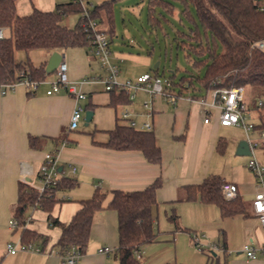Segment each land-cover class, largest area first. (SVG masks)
Instances as JSON below:
<instances>
[{
	"label": "crops",
	"instance_id": "1",
	"mask_svg": "<svg viewBox=\"0 0 264 264\" xmlns=\"http://www.w3.org/2000/svg\"><path fill=\"white\" fill-rule=\"evenodd\" d=\"M69 1L17 0L16 11L19 15H28L34 8L53 11L57 4ZM87 1H92L90 3L94 5L104 0ZM170 3L171 13L157 7L149 16L148 10V22L154 28L162 30L171 22L169 15H174L175 3L180 2L170 0ZM147 7H152L150 0ZM181 11L182 7L180 15L184 21L181 24L183 28L177 31L178 41L181 31L189 32V22ZM114 17L116 30V13ZM75 19L77 22L78 15H70L65 22L71 26V21L75 22ZM4 33L9 35V30L4 29ZM111 50L112 62L120 68V80L150 73L146 70L136 75L129 67L122 69L121 63L130 61L132 54L125 53L122 48L116 51L111 47ZM54 51L63 55L71 80L105 74L98 59L87 47L17 51L15 56L21 62L29 59L35 66H40L47 64ZM170 72L176 76L175 71ZM48 88L43 84L31 92L23 85H17L5 94L0 88V264H67L56 245L61 228L51 226L50 217L68 224L81 209L82 201L91 198L96 190L106 195L104 208L94 214L88 245L76 264H115L116 252L110 255L99 252L103 246L118 249V213L107 207L112 191H140L156 179L162 180L156 195L157 204L153 208L157 239L138 252L141 264H264V257L250 260L242 251L246 243L254 246L264 244L263 229L252 211V201L258 191L257 180L247 164L243 165L237 158L240 156L237 148L243 139L248 140L250 145L257 143L254 155L260 144L264 146L263 130L255 128L258 123L254 109L256 100L250 87L245 88L249 121L254 124L249 132L239 126L220 124L217 108L199 101H188L186 97L190 95L195 99H204L206 103L212 102V88L206 90L200 83L175 84V90H183L181 93L186 97L177 106L161 98L155 99L152 116L146 114L143 105L150 98L144 91H139L132 101L114 105L113 93L105 91L102 85H84L82 89L87 98L80 103L94 114L92 123L90 121L82 128L80 122L76 129L69 128L76 100L65 90L47 94ZM115 93L117 95L120 91ZM124 109L134 113L138 123L149 121L153 124L150 131L161 151L159 163L150 162L140 150L115 149L107 144L110 130L117 125H127L119 118ZM206 117L208 122H205ZM233 128H240L244 135L234 133ZM30 136L38 137L36 147L30 146ZM47 153L58 155L57 169L61 183L72 185L57 189L55 197L58 201L50 212L41 207L30 208L26 212V225L15 229L10 221L18 200L19 181L26 178L37 183V173ZM213 177L238 185L236 198L245 203V213L222 217L214 203L202 202L198 197L185 199L186 186L198 185ZM172 215L175 220L171 219ZM23 228L41 236L34 241L42 247L41 253L18 251L11 254L7 251V242L21 241ZM192 233L199 234L201 241L206 240L203 249L192 246ZM211 241L224 246V250L210 251L208 245Z\"/></svg>",
	"mask_w": 264,
	"mask_h": 264
},
{
	"label": "trees",
	"instance_id": "2",
	"mask_svg": "<svg viewBox=\"0 0 264 264\" xmlns=\"http://www.w3.org/2000/svg\"><path fill=\"white\" fill-rule=\"evenodd\" d=\"M16 1L0 0V27L9 30V35L0 40V84L14 83L24 76L37 81L48 76L46 65L35 66L29 59L21 62L16 59L17 51L74 47H87L91 51L92 31L88 28V19L82 15L83 8L79 3L69 1L57 4L53 11L34 8L28 15H19ZM117 1L104 0L94 4L89 11L91 19L106 32L109 39L116 33L114 7ZM178 1L182 6L181 13L189 22V32H180L177 46L186 51L188 58L194 56L192 65L195 68L204 69L201 75H183L175 81L173 73L168 78L174 86L185 82L192 85L200 83L206 90L215 87H250L256 100L254 109L258 123L255 128L264 131V51L252 47L254 42L264 40V10L259 8L264 6V0ZM150 4L149 16L154 14L157 7L172 12L170 0H150ZM70 15H78L74 26L65 22ZM110 92L113 93L114 105L130 101L125 92L120 91L117 95V91ZM259 102H262L261 105ZM109 135V146L115 149H137L150 162L161 161V151L151 131L138 130L127 124L117 125L109 131ZM37 140L38 137L30 136V146L36 147ZM222 183L218 177H213L205 179L201 184L186 186L185 199L198 197L202 202L214 203L219 207L222 217L245 213L246 205L241 198L228 201L222 197ZM71 185L59 181L40 194L33 186L19 181L18 200L12 213V218L17 222L15 229L26 225V212L30 208L41 207L50 212L58 201L55 197L57 189ZM161 185L162 180L156 179L140 191H112L107 207L118 213L119 244L115 264H141L138 252L143 246L156 241L153 208L157 204L156 195ZM105 198L104 193L96 190L91 198L82 201L81 209L68 224L50 217V225L61 228L56 245L62 256L72 246L78 247L81 254L84 253L90 238L93 216L104 208ZM175 218L171 216L172 220ZM39 238L41 236L36 232L22 229L21 242L34 243Z\"/></svg>",
	"mask_w": 264,
	"mask_h": 264
},
{
	"label": "built area",
	"instance_id": "3",
	"mask_svg": "<svg viewBox=\"0 0 264 264\" xmlns=\"http://www.w3.org/2000/svg\"><path fill=\"white\" fill-rule=\"evenodd\" d=\"M74 3H79L83 12L82 15L88 19V28L92 31L91 52L98 59L101 68L105 71L102 76L86 77L80 80H71L68 75V65L65 61H61L57 69L45 79L37 81L30 76H24L17 82L0 84V88L3 94L10 90H13L17 85H23L26 89L33 92L39 86L46 84L49 86L47 94L58 93L61 90H65L69 95L73 96L77 104L74 107L69 128L76 129L81 120L84 118L85 109L81 105L80 101L87 98V93L83 91L84 85L100 84L107 92L121 91L128 95L130 101H132L139 91H144L149 95V99L146 100L143 105L147 110L146 114L152 116L154 112L153 102L155 99H164L168 104L177 106L179 101L184 99V94L177 92L174 88L172 80L168 77H162L152 73H143L135 79L120 80L119 66L112 62V50L110 45L109 36L101 30L99 25L90 17L89 11L93 6L87 0H71ZM264 10V6L259 7ZM5 37L4 29L0 27V40ZM252 47L264 51V40H259L253 43ZM23 75V72H22ZM219 82V81H218ZM212 102L206 103L204 99H195L190 95L186 97L188 101L201 102L209 107L217 108L220 111L219 122L222 125L230 126L235 125L242 127L246 132H249L254 128V124L249 121L250 112L249 107L245 99V88L241 86L231 87H215L211 91ZM262 102H259L261 105ZM119 118L125 120L127 124L133 128L142 131H150L153 129V124L149 121L138 123L134 116V113L124 109L120 112ZM209 118H205V122H208ZM264 139V131H262ZM257 146L256 142H252L250 145L252 150V157L247 163V167L253 172L257 180L258 191L256 192L252 201V211L255 217L258 219L263 232H264V164L261 163L257 157L253 154V149ZM58 155L47 153L45 155L44 162L40 165L37 177L38 182H34L30 179L23 178V181L33 186L38 190L40 194L44 193L48 189L55 186L59 181V173L57 169ZM75 170V168H73ZM40 183V184H39ZM220 192L225 200L231 201L238 196V185L232 182H223L220 186ZM28 220H26L27 223ZM10 224L13 228L17 227V222L12 218ZM191 239L195 247L203 249L204 244L201 243L200 236L197 233L191 234ZM210 251L224 250V246L218 243H211L208 245ZM6 249L9 253L15 254L18 251L41 253L42 247L32 242L23 243L17 241H9L6 244ZM118 249L111 246H103L99 249V252L110 255L116 252ZM242 251L246 254L248 259H256L260 256L264 257V244L254 246L251 243H246L242 247ZM82 254L78 247L72 246L66 255L64 260L67 264H76L81 258ZM139 257V256H138Z\"/></svg>",
	"mask_w": 264,
	"mask_h": 264
},
{
	"label": "rangeland",
	"instance_id": "4",
	"mask_svg": "<svg viewBox=\"0 0 264 264\" xmlns=\"http://www.w3.org/2000/svg\"><path fill=\"white\" fill-rule=\"evenodd\" d=\"M175 4L177 8L174 15H169L171 22L164 25L163 29L160 30L148 22V0H118L115 3L117 33L112 38L110 37V45L113 50L119 51L122 48L125 53L129 54L128 52H130L132 54L130 61L127 62L126 60L125 63H121L122 69L129 67L136 75L147 70L152 74L158 73L162 77H170L172 73L170 71L173 70L176 72L175 81L183 75L197 76L203 73V67L197 69L192 65L191 60L195 59L194 56H189V60L186 51L177 46V31L183 26L181 24H183L184 18L180 15L182 6L179 3ZM158 11L161 12L160 9ZM75 22L74 20L71 21V26H74ZM81 127H86L84 119L81 120ZM232 131L234 133L239 132L241 136L244 135L240 128H233ZM255 155L264 164V146L262 144L255 150ZM251 157L252 155L237 156L243 165H246ZM208 238L211 239L210 236ZM205 241H201V243L204 244ZM13 242L16 243V241ZM209 243H216V241ZM192 246L195 247L193 242ZM205 248L208 250L207 247Z\"/></svg>",
	"mask_w": 264,
	"mask_h": 264
},
{
	"label": "water",
	"instance_id": "5",
	"mask_svg": "<svg viewBox=\"0 0 264 264\" xmlns=\"http://www.w3.org/2000/svg\"><path fill=\"white\" fill-rule=\"evenodd\" d=\"M62 60H63V55L59 51H54L52 55L50 56V58L48 59V62L46 64L47 75L52 74L57 69V67L59 66ZM93 114L94 112L92 110L85 109L84 121L86 125L92 120ZM237 153L240 155H246V156L252 155L248 140L243 139L239 142Z\"/></svg>",
	"mask_w": 264,
	"mask_h": 264
}]
</instances>
